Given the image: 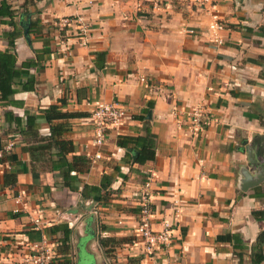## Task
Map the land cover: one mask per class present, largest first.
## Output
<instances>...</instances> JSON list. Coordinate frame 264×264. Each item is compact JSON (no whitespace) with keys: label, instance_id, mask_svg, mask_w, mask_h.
Instances as JSON below:
<instances>
[{"label":"crops","instance_id":"0c3cea01","mask_svg":"<svg viewBox=\"0 0 264 264\" xmlns=\"http://www.w3.org/2000/svg\"><path fill=\"white\" fill-rule=\"evenodd\" d=\"M3 1L21 32L13 47L17 65L37 64L28 70L34 89L18 87L14 103L0 107V136L9 131L6 111L25 121L62 101L59 112L85 115L55 122L67 126V158L89 160L76 174L79 189L98 186L105 174L112 182L102 201L83 200L57 170L31 163L22 151L35 132L3 136L18 162L0 163V264H22L42 238L59 244L63 231H50L59 225L69 232L61 264H252L251 246L264 231L255 216L264 210V180L246 192L240 181L243 169L255 171L249 147L264 168V0H217L209 11L195 0H162L157 10L141 0ZM212 15L224 25L222 45L210 40ZM64 17L86 23L85 44L72 26L59 45L53 23ZM34 20L39 35L29 33ZM10 22L0 17V51L8 48L3 32ZM111 102L125 118L97 147L89 114ZM199 108L206 119L195 130L190 113ZM36 124L38 134H49L44 119ZM119 135L153 137L154 160L134 163L132 150L117 146ZM6 174L16 175L13 185ZM148 179L152 229L171 230V245L153 255L144 254L136 233ZM100 239L117 243L107 254Z\"/></svg>","mask_w":264,"mask_h":264},{"label":"trees","instance_id":"16d2710c","mask_svg":"<svg viewBox=\"0 0 264 264\" xmlns=\"http://www.w3.org/2000/svg\"><path fill=\"white\" fill-rule=\"evenodd\" d=\"M0 17H7L10 19V23L7 24L11 29L3 32V37L7 40L8 48L5 51H0V107H6L13 104V96L17 92L18 87L21 90L32 91L34 89V78L29 75L28 70L36 67L34 60L23 62L20 66L16 63L15 53L13 51L14 40L21 36V32L16 24L13 22V11L3 1L0 4ZM39 29V30H38ZM40 25L37 20L31 21L29 25V33L35 32L39 35ZM45 54H48L46 49L42 50ZM38 57V53H36ZM62 105L57 104L51 105L48 109L40 112L39 115H26L25 121L23 119L14 117L10 111L4 113V121L7 123L8 130H5L0 136V151L3 149V136H8L10 133H18L20 136L25 135L28 132H35L34 141L28 143L22 148L23 152H26L30 156L31 163H41L40 167H44L51 172L57 170L61 176L64 186L70 191H79L83 200L94 199L102 201L103 197L101 192L106 190L109 184L112 182V177L109 175H103L98 186H91L84 184L79 189L80 181L77 178V173L86 172L89 166V160L83 156L72 155L71 159L67 158V155L73 153L72 142L64 139V135L68 132L65 123H55L60 120H67L70 118L85 116L83 114H69L59 112V108ZM37 118L44 119L49 126V134L41 135L38 134V127L36 124ZM14 127V128H13ZM117 146L125 150H132L136 153L135 161L136 164H144L149 161H153L155 158L156 143L153 137L145 135L141 136H130V135H119L117 137ZM8 162L9 164H17L18 157L12 152L4 153L0 157V163ZM33 168V167H32ZM42 169V168H41ZM36 169L33 168L32 171ZM75 172V174H73ZM5 183L14 184L16 182V175L6 174ZM10 186V185H9ZM264 200V199H263ZM255 216L259 220H264V210L256 212ZM63 231V238L57 244V254H68L69 251V232L62 225L53 226L50 231ZM48 238V236L46 235ZM117 243L114 239H100L99 244L104 249L105 253L110 252L111 244ZM264 245V231H262L256 242L251 246V263L260 264L264 260L263 249ZM56 264H61L58 261ZM64 264H70L66 261Z\"/></svg>","mask_w":264,"mask_h":264},{"label":"built area","instance_id":"2783aa9c","mask_svg":"<svg viewBox=\"0 0 264 264\" xmlns=\"http://www.w3.org/2000/svg\"><path fill=\"white\" fill-rule=\"evenodd\" d=\"M148 3L152 10H157L162 5V0H141ZM204 9L209 11L215 6L217 0H195ZM75 26L80 35L83 44L86 43L85 35L88 32L86 23L81 18L64 17L53 23V27L59 33V45L63 44V39L67 31ZM210 32V40L213 44L222 45L223 38L221 32L224 30V25L212 15V20L208 25ZM188 34H193V31H187ZM125 118L124 110L116 103H98L94 105L89 114V120L92 127V140L95 146L101 147L106 140L108 132H118ZM205 112L202 109H194L190 113V125L195 129H199L204 120ZM13 148V142L9 141L3 146L0 151V157L4 153H8ZM95 159H100V153L94 155ZM150 180L144 184L143 192L140 196V212L138 215V223L136 225V233L142 244L144 254L153 255L171 245V230L165 226L161 230L152 229L153 209L150 202ZM96 213V212H94ZM34 224L40 225V219H35ZM56 244L49 242L46 238H42L40 242L30 246L29 253L22 259V264H56L58 254Z\"/></svg>","mask_w":264,"mask_h":264},{"label":"water","instance_id":"95a60500","mask_svg":"<svg viewBox=\"0 0 264 264\" xmlns=\"http://www.w3.org/2000/svg\"><path fill=\"white\" fill-rule=\"evenodd\" d=\"M24 35L27 36L26 26H24ZM246 153L248 157V163L252 168H255V171L250 172L246 169H243L240 181V189L243 192H246L249 189L257 186L264 180V168L261 163L257 160L255 154V147H249ZM134 155L136 156V153H134Z\"/></svg>","mask_w":264,"mask_h":264}]
</instances>
